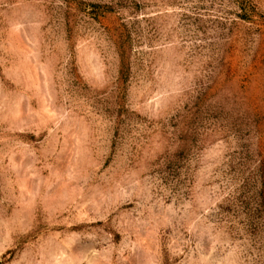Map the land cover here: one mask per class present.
<instances>
[{
	"label": "rangeland",
	"instance_id": "374dc122",
	"mask_svg": "<svg viewBox=\"0 0 264 264\" xmlns=\"http://www.w3.org/2000/svg\"><path fill=\"white\" fill-rule=\"evenodd\" d=\"M0 264H264V0H0Z\"/></svg>",
	"mask_w": 264,
	"mask_h": 264
},
{
	"label": "trees",
	"instance_id": "16d2710c",
	"mask_svg": "<svg viewBox=\"0 0 264 264\" xmlns=\"http://www.w3.org/2000/svg\"><path fill=\"white\" fill-rule=\"evenodd\" d=\"M238 2H241V6H242V0H237ZM248 7L247 6H244L243 5V7H242V9H243V11H244V13H242L240 16L242 17V18H244V19H248V18H250L249 17V15H248V9H247ZM123 68H127V63H126V59L124 60L123 59Z\"/></svg>",
	"mask_w": 264,
	"mask_h": 264
}]
</instances>
